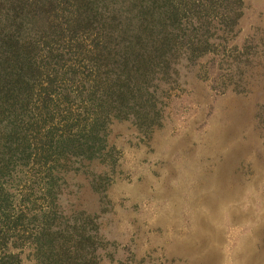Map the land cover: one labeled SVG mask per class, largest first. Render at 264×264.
I'll return each instance as SVG.
<instances>
[{"label":"rangeland","instance_id":"1","mask_svg":"<svg viewBox=\"0 0 264 264\" xmlns=\"http://www.w3.org/2000/svg\"><path fill=\"white\" fill-rule=\"evenodd\" d=\"M86 1L26 0L34 79L0 98V257L15 240L12 264H54L28 247L47 219L70 263L264 264V0L155 4L180 30L159 20L152 77L119 47L141 42L140 3L111 7L121 33L124 16L81 21Z\"/></svg>","mask_w":264,"mask_h":264},{"label":"trees","instance_id":"2","mask_svg":"<svg viewBox=\"0 0 264 264\" xmlns=\"http://www.w3.org/2000/svg\"><path fill=\"white\" fill-rule=\"evenodd\" d=\"M123 2L124 0H87L86 5L80 10L79 18L81 21H94L101 19L102 16H107L110 19L114 18V20L118 15L124 16L123 28L119 30V32L123 33L128 30L126 23L127 11L117 5L120 14H112L111 8ZM133 2L140 3L141 20L139 23L141 22L145 26L140 30L134 28H131V30L133 32H138V36H142V39L140 42L131 38H126L124 34H121L122 36H119V47L121 54L125 56L128 55L125 54L126 52L135 51V55L129 53L128 57H133L134 61L137 62L136 70L141 74L143 73L152 77L156 74L158 67L149 68L148 64L150 59L157 54L158 50L159 53L163 55L165 52H163V50L166 49V47H164L166 40L164 30L161 31V37L159 38L153 37V35H159L160 31L157 30L159 20L162 26L167 22V28L174 23L172 19L174 20L173 16L177 14L176 9L170 5L171 11H167L166 15L163 8V11L160 8H154L155 4L164 7V4H167L168 0H134ZM27 6L26 0H0V85L2 84L5 90L0 92V98L4 96L5 92L12 90L19 98L24 99L26 95V86L30 85L34 79L31 67L26 63L27 61L25 62V60L19 56V53H16V47L21 48V40L16 36V31L17 29L19 30L22 25L21 18L25 20L28 17V12L26 11ZM21 8H24V10H21ZM175 22L178 23V21ZM177 23H174L173 26L180 30L179 24ZM174 27L172 35L174 34L175 36L179 34V30L176 31ZM1 31H3L4 34H1ZM146 31L147 34L144 33ZM107 33L108 27L106 28V34ZM110 45L109 40L103 44L102 50L105 54L109 53ZM163 60L164 58H162V61ZM128 63L130 65L134 64L133 59H129ZM6 170H8V165H0V174ZM42 214L44 215L45 211L42 212ZM41 222L42 223L35 229L34 235L28 244L30 254L34 257V260L39 263L50 260L51 262L53 261L54 264H77V262H66L67 258L63 254L62 248L64 246L63 243L67 244V242L64 240L61 242V240L53 236V230L48 226L47 219ZM67 234L72 236L68 242L72 251L68 253L70 255H76L79 250L82 249V244L84 243L83 239L80 237L81 235L77 234L75 231ZM15 244L16 241L13 240L11 243V248H13L12 251H8L0 257V264L13 263L14 253L12 252H14V248H16Z\"/></svg>","mask_w":264,"mask_h":264}]
</instances>
